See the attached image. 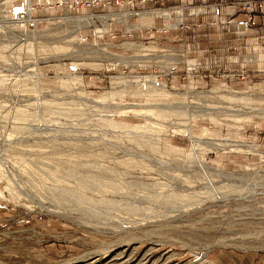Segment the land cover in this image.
<instances>
[{
    "label": "rangeland",
    "instance_id": "374dc122",
    "mask_svg": "<svg viewBox=\"0 0 264 264\" xmlns=\"http://www.w3.org/2000/svg\"><path fill=\"white\" fill-rule=\"evenodd\" d=\"M10 1L0 264H264V162L246 155L264 127V108H245L253 96L215 80L157 82L134 39L107 48L115 61L57 21L25 37L4 19Z\"/></svg>",
    "mask_w": 264,
    "mask_h": 264
},
{
    "label": "built area",
    "instance_id": "2783aa9c",
    "mask_svg": "<svg viewBox=\"0 0 264 264\" xmlns=\"http://www.w3.org/2000/svg\"><path fill=\"white\" fill-rule=\"evenodd\" d=\"M22 1L15 10L11 0L4 19L27 32L25 37L41 32L40 24L57 21L71 27L68 35L76 45H90L102 53L134 39L141 55L153 57L156 81L162 77L215 80L213 89L218 92L253 96L255 106L247 110L264 108L255 102L264 98V0H140L149 4L144 7H132V0ZM81 15L85 18L80 23L67 19ZM211 29L217 30L213 37ZM201 30L206 38L199 40ZM188 35L193 40L188 41ZM254 131L262 136L252 134V151L246 155L264 162V141L258 140L264 138V127Z\"/></svg>",
    "mask_w": 264,
    "mask_h": 264
},
{
    "label": "crops",
    "instance_id": "0c3cea01",
    "mask_svg": "<svg viewBox=\"0 0 264 264\" xmlns=\"http://www.w3.org/2000/svg\"><path fill=\"white\" fill-rule=\"evenodd\" d=\"M147 5H149V4H146V3H142V2H140V0H132V7H144V6H147ZM217 30L216 29H211L210 30V37H213V35H214V33L216 32ZM202 30L200 31V34L199 35H197V38L199 39V40H201V39H205L206 38V36H204L203 34H202ZM196 38V39H197ZM186 39L188 40V41H191V40H193V35H188L187 37H186ZM233 41L231 40V41H229V43H232ZM226 43V42H225ZM225 43H224V45H225Z\"/></svg>",
    "mask_w": 264,
    "mask_h": 264
},
{
    "label": "bare ground",
    "instance_id": "6f19581e",
    "mask_svg": "<svg viewBox=\"0 0 264 264\" xmlns=\"http://www.w3.org/2000/svg\"><path fill=\"white\" fill-rule=\"evenodd\" d=\"M72 19V21L73 20H75V21H79V20H76V19H73V18H77V16H75V17H69V16H67V19ZM81 18L82 19H84L85 18V16H81ZM81 18H80V16H78V18L77 19H80L81 20ZM104 53L105 54H109L110 56L112 55V57L114 58V60L116 61V60H120V61H124L123 60V58L122 57H120V56H115V55H113V54H111V53H107L106 51H104ZM112 59V58H111ZM204 111V110H203ZM201 113V112H200ZM210 113V112H209ZM239 145H242V144H239ZM245 145V144H244ZM243 146V145H242ZM235 147V146H234ZM20 190L19 191H22L23 190V188H21V187H19V186H17ZM22 193H24L23 191H22ZM24 195V194H23ZM40 207H42V209H45L46 211H49L50 213L52 212H55L56 210H51L50 208H48V206H46L44 203H40ZM57 212V211H56ZM113 260V259H112ZM112 263H114V262H112ZM111 263V264H112ZM67 264H69V263H67Z\"/></svg>",
    "mask_w": 264,
    "mask_h": 264
}]
</instances>
